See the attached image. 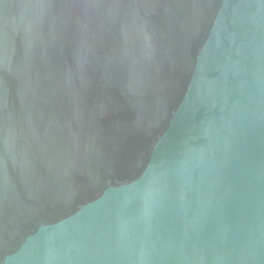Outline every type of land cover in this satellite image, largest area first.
<instances>
[{
	"label": "water",
	"instance_id": "1",
	"mask_svg": "<svg viewBox=\"0 0 264 264\" xmlns=\"http://www.w3.org/2000/svg\"><path fill=\"white\" fill-rule=\"evenodd\" d=\"M0 264H264V0H0Z\"/></svg>",
	"mask_w": 264,
	"mask_h": 264
}]
</instances>
